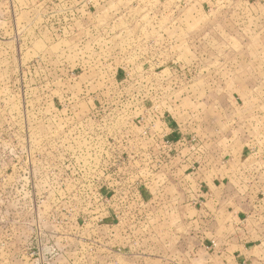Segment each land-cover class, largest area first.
Returning <instances> with one entry per match:
<instances>
[{"label": "rangeland", "instance_id": "374dc122", "mask_svg": "<svg viewBox=\"0 0 264 264\" xmlns=\"http://www.w3.org/2000/svg\"><path fill=\"white\" fill-rule=\"evenodd\" d=\"M0 264H264V0H0Z\"/></svg>", "mask_w": 264, "mask_h": 264}]
</instances>
